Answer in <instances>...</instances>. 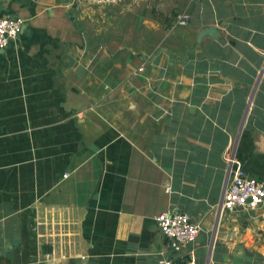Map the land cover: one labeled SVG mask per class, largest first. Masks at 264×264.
<instances>
[{
  "label": "crops",
  "instance_id": "1",
  "mask_svg": "<svg viewBox=\"0 0 264 264\" xmlns=\"http://www.w3.org/2000/svg\"><path fill=\"white\" fill-rule=\"evenodd\" d=\"M0 15L25 19L0 50V264H264V202L220 209L227 154L264 181V0H0ZM167 210L195 241L170 245Z\"/></svg>",
  "mask_w": 264,
  "mask_h": 264
},
{
  "label": "built area",
  "instance_id": "2",
  "mask_svg": "<svg viewBox=\"0 0 264 264\" xmlns=\"http://www.w3.org/2000/svg\"><path fill=\"white\" fill-rule=\"evenodd\" d=\"M191 20L187 11L177 15L176 23L186 25ZM25 19L21 16L0 15V50L9 45L12 39L21 33ZM252 97L249 98V109ZM229 163L228 180L220 209L249 208L255 209L264 202V181L248 173L241 164L236 163L233 154L226 156ZM67 175V174H66ZM170 191V187H167ZM158 227L172 247L181 249L197 239L200 226L191 216L183 211H163L157 217ZM159 264H195L194 261H183L175 258H164Z\"/></svg>",
  "mask_w": 264,
  "mask_h": 264
},
{
  "label": "water",
  "instance_id": "3",
  "mask_svg": "<svg viewBox=\"0 0 264 264\" xmlns=\"http://www.w3.org/2000/svg\"><path fill=\"white\" fill-rule=\"evenodd\" d=\"M215 30L216 29L214 27H210L209 29L203 30L201 34H206V33L212 34L215 33Z\"/></svg>",
  "mask_w": 264,
  "mask_h": 264
},
{
  "label": "rangeland",
  "instance_id": "4",
  "mask_svg": "<svg viewBox=\"0 0 264 264\" xmlns=\"http://www.w3.org/2000/svg\"><path fill=\"white\" fill-rule=\"evenodd\" d=\"M117 1H118V0H117ZM116 3H118V4H115V5H119V4H120V2H116ZM115 11H116L117 13H121L120 8L115 9Z\"/></svg>",
  "mask_w": 264,
  "mask_h": 264
},
{
  "label": "trees",
  "instance_id": "5",
  "mask_svg": "<svg viewBox=\"0 0 264 264\" xmlns=\"http://www.w3.org/2000/svg\"><path fill=\"white\" fill-rule=\"evenodd\" d=\"M163 22H166V23L169 25V22H168V20H164Z\"/></svg>",
  "mask_w": 264,
  "mask_h": 264
}]
</instances>
